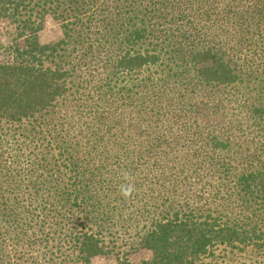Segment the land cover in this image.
<instances>
[{"label": "trees", "instance_id": "16d2710c", "mask_svg": "<svg viewBox=\"0 0 264 264\" xmlns=\"http://www.w3.org/2000/svg\"><path fill=\"white\" fill-rule=\"evenodd\" d=\"M32 1L0 0V20ZM78 1L80 29L41 45L42 21L18 20L0 64V222L24 188L41 232L81 210L63 235L88 263L107 250L94 229L117 223L146 224L140 264L264 255V0Z\"/></svg>", "mask_w": 264, "mask_h": 264}, {"label": "rangeland", "instance_id": "374dc122", "mask_svg": "<svg viewBox=\"0 0 264 264\" xmlns=\"http://www.w3.org/2000/svg\"><path fill=\"white\" fill-rule=\"evenodd\" d=\"M39 4L37 1H32L23 11V16L18 17L16 21L0 20V64H12L16 57L14 53L16 46H23V39H19L22 26L17 22L18 20H26L31 16L32 20L42 21V31L38 33V40L41 45H47L62 40L65 28L75 31L80 29L81 21L91 14L87 12L89 10L87 9L84 11L87 13L80 15L84 9H81L82 2L78 0H46V4L43 5L42 2ZM84 24H86L85 21ZM76 38L74 37V40ZM89 39L94 41V36L91 35ZM97 39L100 40L98 36ZM73 50V44L66 48L65 63H71V60L76 61L77 57H80V54ZM115 53L117 52L111 51L109 54L114 55ZM94 64L89 62L81 66V71L77 73L78 79L89 81L88 74L93 71ZM100 78L104 79L102 76ZM103 83L105 84L104 80ZM95 84L91 83L90 86ZM104 84L99 83V86ZM82 87L87 91L85 85H80V88ZM3 132H6V128L0 126V134ZM18 193L20 194L18 216L10 217L14 219V221L9 220L10 224L0 222V234H3L0 235V264H140L150 257L148 251L136 249L140 234H143V227L146 224L139 222L131 229L125 230L121 223H117L116 227H105L106 230L94 229L95 232L98 230L101 233L100 239L107 250L104 254L92 258L90 263L85 262L84 258L74 251L70 239L64 238L63 235L67 232L66 227L71 226L77 229L78 225L79 231L86 228V224L79 221L82 217L81 210L78 212L74 209L72 217L67 216V221L62 222L61 228H47L41 232L40 227L36 225L38 217H34L37 221L33 219L34 215H38L40 203H30V197L24 188ZM3 219L8 221L9 218ZM30 227L33 229L29 230ZM197 264H264V255L251 249L241 251L217 246L211 253L203 256Z\"/></svg>", "mask_w": 264, "mask_h": 264}]
</instances>
